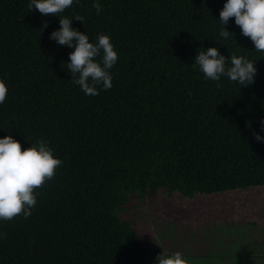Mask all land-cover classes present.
Listing matches in <instances>:
<instances>
[{
	"label": "trees",
	"instance_id": "trees-1",
	"mask_svg": "<svg viewBox=\"0 0 264 264\" xmlns=\"http://www.w3.org/2000/svg\"><path fill=\"white\" fill-rule=\"evenodd\" d=\"M100 3L99 15L92 0L56 14L84 17L71 26L118 53L112 86L85 95L64 66L72 49L49 39L58 17L0 0V137L21 151L44 138L63 162L27 219L0 221V264H154L139 205L264 186V52L234 17L233 38L218 35L224 0ZM211 46L253 61L252 82L204 79L192 62Z\"/></svg>",
	"mask_w": 264,
	"mask_h": 264
},
{
	"label": "clouds",
	"instance_id": "clouds-1",
	"mask_svg": "<svg viewBox=\"0 0 264 264\" xmlns=\"http://www.w3.org/2000/svg\"><path fill=\"white\" fill-rule=\"evenodd\" d=\"M80 0H29V8L41 14L63 13L73 3ZM92 7L99 15L103 8L100 0H92ZM229 17L239 26L242 35L250 38L254 50L264 52V0H224L219 11L220 24L218 35L227 38L233 33L225 25ZM82 22L84 17H58L59 27L49 33V39L56 44L72 49L64 66L71 75L73 84L78 85L85 95H98L109 89L112 84L111 69L116 64L118 53L111 43L109 35L98 33L95 41L90 42L88 34L71 26V20ZM44 26H47L45 22ZM192 66L203 74V78L216 82L220 87L221 78L226 77L239 85L252 82L256 72L254 62L241 55L226 57L215 46L203 48L194 57ZM8 92L3 78H0V104H3ZM264 126V119L261 120ZM0 129H4L0 127ZM264 131V127H262ZM256 139L264 141V136L256 134ZM62 160L54 155V149L44 138H37L21 151V144L12 135L5 133L0 137V221L10 220L22 214L27 219L37 203L35 191L46 180H50ZM3 233H0V238ZM154 264H191L181 251H164L156 255Z\"/></svg>",
	"mask_w": 264,
	"mask_h": 264
},
{
	"label": "rangeland",
	"instance_id": "rangeland-1",
	"mask_svg": "<svg viewBox=\"0 0 264 264\" xmlns=\"http://www.w3.org/2000/svg\"><path fill=\"white\" fill-rule=\"evenodd\" d=\"M144 203L145 221L135 219L153 261L162 251H181L191 264H233L238 256L264 264V186Z\"/></svg>",
	"mask_w": 264,
	"mask_h": 264
},
{
	"label": "bare ground",
	"instance_id": "bare-ground-1",
	"mask_svg": "<svg viewBox=\"0 0 264 264\" xmlns=\"http://www.w3.org/2000/svg\"><path fill=\"white\" fill-rule=\"evenodd\" d=\"M24 234V233H23ZM26 240V239H25Z\"/></svg>",
	"mask_w": 264,
	"mask_h": 264
}]
</instances>
